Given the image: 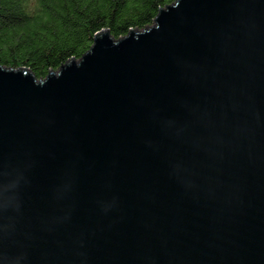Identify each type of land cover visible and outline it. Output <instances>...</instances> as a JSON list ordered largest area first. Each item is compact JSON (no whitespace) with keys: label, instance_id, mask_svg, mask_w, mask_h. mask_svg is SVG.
Listing matches in <instances>:
<instances>
[{"label":"water","instance_id":"water-1","mask_svg":"<svg viewBox=\"0 0 264 264\" xmlns=\"http://www.w3.org/2000/svg\"><path fill=\"white\" fill-rule=\"evenodd\" d=\"M152 22L0 67V264H264V0Z\"/></svg>","mask_w":264,"mask_h":264},{"label":"trees","instance_id":"trees-1","mask_svg":"<svg viewBox=\"0 0 264 264\" xmlns=\"http://www.w3.org/2000/svg\"><path fill=\"white\" fill-rule=\"evenodd\" d=\"M176 0H0V67L36 80L79 61L95 35L118 41L153 25Z\"/></svg>","mask_w":264,"mask_h":264}]
</instances>
